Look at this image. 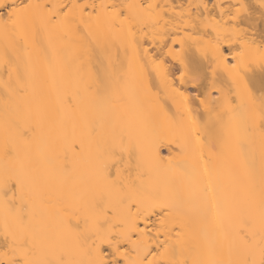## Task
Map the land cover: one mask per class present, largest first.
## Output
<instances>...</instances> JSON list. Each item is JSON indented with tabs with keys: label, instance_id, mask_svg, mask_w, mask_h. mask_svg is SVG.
<instances>
[{
	"label": "bare ground",
	"instance_id": "6f19581e",
	"mask_svg": "<svg viewBox=\"0 0 264 264\" xmlns=\"http://www.w3.org/2000/svg\"><path fill=\"white\" fill-rule=\"evenodd\" d=\"M182 1L0 0V264L264 260V4Z\"/></svg>",
	"mask_w": 264,
	"mask_h": 264
},
{
	"label": "rangeland",
	"instance_id": "374dc122",
	"mask_svg": "<svg viewBox=\"0 0 264 264\" xmlns=\"http://www.w3.org/2000/svg\"><path fill=\"white\" fill-rule=\"evenodd\" d=\"M246 1H248V0H243V1H235V0H220L219 1V3L218 4H220L219 6L221 7V8H223V9H225V11H226V13L225 14H227V15H224L225 16V18H227V24H226V26H224L225 28H229L231 31H232V36H234L236 39H238V41L239 40H242V37L245 35V33H247L246 31H248V30H245V28L246 29H248L247 28V26L245 27V24H240V23H237L236 25L234 24L235 23V21H234V23L232 22V20H234V19H232L234 16H236V15H240V16H242L243 14H246L245 12H247V11H250V10H252V9H254L253 7H252V3H250L249 1L248 2H246ZM263 1V4H264V0H262ZM206 2H208L209 4H211L212 3V5H213V0H206ZM183 3V4H182ZM182 3L181 4H179V6H181V7H179V6H177L176 4H175V6H176V9L178 8L179 10H184V9H186V8H190L191 7V10L193 11V10H195L194 9V5H195V0H192L191 1V3L189 4L188 3V0L186 1H182ZM252 4V5H250V4ZM252 7V8H251ZM224 11V12H225ZM236 14V15H235ZM223 16V17H224ZM227 16V17H226ZM229 17V18H228ZM229 19H231V20H229ZM224 20V19H223ZM225 21V23H226V19L224 20ZM225 25V24H224ZM248 34V33H247ZM231 36V35H230ZM246 36V35H245ZM244 36V37H245ZM244 39V38H243ZM237 41V40H236ZM237 41V43H239ZM239 47V46H238ZM234 50H235V52H237V53H239L240 52V50H241V47L239 48V49H237V48H234ZM225 51L226 52H228L229 50H227L226 48H225ZM241 53V52H240ZM177 73H179V72H177ZM194 92H196L195 91V89L194 88H190V94H191V96L192 97H195V98H199V97H201V95H197V96H195L196 94L194 93ZM259 92L260 93H264V91L263 90H259Z\"/></svg>",
	"mask_w": 264,
	"mask_h": 264
},
{
	"label": "snow or ice",
	"instance_id": "6c2138e0",
	"mask_svg": "<svg viewBox=\"0 0 264 264\" xmlns=\"http://www.w3.org/2000/svg\"><path fill=\"white\" fill-rule=\"evenodd\" d=\"M26 7H31V5H27ZM23 10V9H20ZM18 11L17 8L13 7L11 9V11H9L8 16L9 18H11L14 14H16ZM233 67H235V65H233ZM9 264H28V262H21V261H9ZM244 264H249L248 261H245ZM251 264H254V262H251ZM261 264H264V260L261 261Z\"/></svg>",
	"mask_w": 264,
	"mask_h": 264
}]
</instances>
